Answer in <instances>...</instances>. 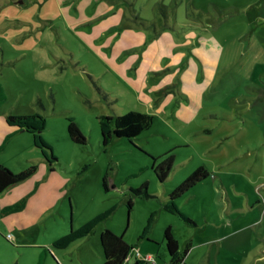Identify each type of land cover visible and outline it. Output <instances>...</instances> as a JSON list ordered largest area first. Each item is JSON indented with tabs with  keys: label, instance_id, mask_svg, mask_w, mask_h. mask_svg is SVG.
<instances>
[{
	"label": "rangeland",
	"instance_id": "1",
	"mask_svg": "<svg viewBox=\"0 0 264 264\" xmlns=\"http://www.w3.org/2000/svg\"><path fill=\"white\" fill-rule=\"evenodd\" d=\"M257 65H264V0H0V111L47 119L42 134L63 177V199L43 207L33 231L11 230L0 218V264H103L106 229L137 246L140 259L165 264L169 227L179 244L175 262L191 242L183 264H264V72L252 80ZM146 96L152 127L104 146L98 118L146 110ZM69 117L85 145L69 139ZM169 152L174 166L160 182L151 157ZM40 156L23 132L0 150V165L38 170ZM200 167L209 177L176 201L193 225L165 204ZM144 184L149 197L134 192ZM109 211L57 256L30 245L52 246Z\"/></svg>",
	"mask_w": 264,
	"mask_h": 264
},
{
	"label": "trees",
	"instance_id": "2",
	"mask_svg": "<svg viewBox=\"0 0 264 264\" xmlns=\"http://www.w3.org/2000/svg\"><path fill=\"white\" fill-rule=\"evenodd\" d=\"M264 72V65H257L254 72V79H258L260 74ZM5 100L3 94V89L0 86V106ZM67 133L69 139L72 143L77 145H85L87 139L85 135L80 131L79 127L75 122V118L69 117L67 119ZM5 122L10 127V134L6 137V141L16 132H27L32 134L34 140V146L38 148L44 159L47 161L49 166H53L57 157L53 151L52 145L47 142L42 132L47 127V119L39 113L32 115H7ZM99 128L101 132L102 143L104 146L110 145L116 138H127L132 142L137 138L143 131H146L152 127L154 124V116L147 113L138 112L131 110L124 114H117L116 117L103 115L98 118ZM4 145L0 146V149ZM153 161V169L156 178L160 182H165L173 169L175 162V155L173 152H169L161 156L160 158L151 157ZM37 172V166H30L21 172H13L5 165H0V194L6 192L12 187L19 185L30 178H32ZM209 177V172L200 167L197 169L191 176H189L180 186L172 191L169 195L168 202L165 204L167 211L171 213H178L185 221L188 223H193L186 215L180 213V210L176 204L177 199L183 197L184 195L191 193L194 188L206 180ZM103 185L106 191L109 190L108 177H105L103 180ZM139 196L149 197L147 194V184H144V187L141 190L134 191ZM32 194H29L19 200L17 203L5 207L1 214L2 216H8L14 213L21 212L27 206L28 200ZM129 207H132V203L129 204ZM112 211H109L89 222L83 224L80 228L74 230L72 229L68 234L59 238L53 243L55 249H66L72 243L88 237L96 228V226L106 219ZM154 221V213L151 214L148 224L144 229L142 235L145 236L151 229L152 223ZM141 237V238H142ZM165 242L168 251V255L171 259L172 264L183 263V260H178L175 262L173 258L178 254L179 246L178 242L175 240L172 234V230L168 228L165 231ZM100 244L103 253V264H125L130 254L135 250V246L129 244L123 237L118 236L110 229L104 230L100 235ZM46 253L49 250H45ZM186 256V253L182 255ZM136 264H151L147 261L136 258ZM173 260V261H172Z\"/></svg>",
	"mask_w": 264,
	"mask_h": 264
},
{
	"label": "crops",
	"instance_id": "3",
	"mask_svg": "<svg viewBox=\"0 0 264 264\" xmlns=\"http://www.w3.org/2000/svg\"><path fill=\"white\" fill-rule=\"evenodd\" d=\"M254 72L252 75V80H256L254 79ZM143 101L147 103L149 107H147L146 110H142L138 112L151 114L154 116V120H155V115L153 114V105L150 104V98L146 96V98H144ZM6 116L7 115L4 116L0 111V146L4 145L3 148H1L0 150H3L4 148H6L13 138H15L17 135L24 132V131L16 132L11 137H9L6 141V137L8 136V134H10V131H11L10 127L5 122ZM33 144H34V140H33ZM35 159L38 165V170L36 174L32 178L27 180L25 183L16 185L12 187L11 189L7 190L6 192L0 194V218L6 219L9 221L11 230L21 231V230L32 229L34 226L38 225V223L42 220L43 216L45 215L44 213H42V211L46 209V208H43L44 206L46 207L51 206L50 204L52 202L58 203L60 200L63 199V193H62L63 191H62V186H61V181L63 180V177L58 172L57 168L54 166L55 164L50 167L43 156L37 157ZM198 185L196 187H198ZM196 187L194 188V190L196 189ZM29 194H32V195L29 198L27 206L24 210L18 213L8 215V216H2L1 212L5 207L17 203L19 200H21L22 198H24L25 196ZM196 194L197 193H194V195ZM27 218L29 219L28 221L25 220ZM189 219L192 220L193 222L190 224L194 225L195 220L193 218H189ZM169 228L171 229V227ZM31 231H33V229ZM61 237L60 236L54 237L51 240V243H54L56 240H58ZM30 245L34 248L42 247V248H45V250L46 249L49 250V252L45 254V258H47V255L49 254L57 256V254L55 253V248L53 247V245L50 246L51 244H49L48 246V244L44 242H38L37 240H35ZM191 246H192L191 242H189L186 245L185 252L182 253V255L186 253V256L182 257L183 261L187 257L189 248ZM136 247H135V250L130 254L131 259L133 258L135 260V264L137 263L136 253H138L137 251H139L138 247L137 248ZM178 253L180 252L178 251ZM43 256L44 255L41 252L39 256L41 260L43 259ZM127 262L129 261L127 260L126 263ZM165 264H172L171 259L168 262H165Z\"/></svg>",
	"mask_w": 264,
	"mask_h": 264
},
{
	"label": "built area",
	"instance_id": "4",
	"mask_svg": "<svg viewBox=\"0 0 264 264\" xmlns=\"http://www.w3.org/2000/svg\"><path fill=\"white\" fill-rule=\"evenodd\" d=\"M141 256H140V254L139 253H137V258H140ZM147 259L148 260H144V261H149V262H152V263H154L155 262V257L154 256H152V255H148L147 256ZM180 264H183V263H180Z\"/></svg>",
	"mask_w": 264,
	"mask_h": 264
}]
</instances>
